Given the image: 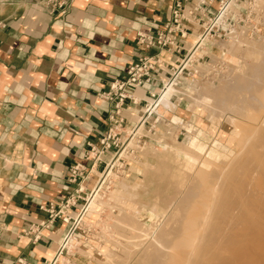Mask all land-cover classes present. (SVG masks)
I'll return each mask as SVG.
<instances>
[{
	"label": "crops",
	"instance_id": "0c3cea01",
	"mask_svg": "<svg viewBox=\"0 0 264 264\" xmlns=\"http://www.w3.org/2000/svg\"><path fill=\"white\" fill-rule=\"evenodd\" d=\"M208 1L207 12L215 14L221 0ZM177 3L187 11L197 0H70L55 9L36 0L0 4V264L53 260L82 202L70 210L69 223L55 220L37 242L26 233L73 192L70 167L78 164L87 176L81 198L95 186L102 166L91 167L83 156L106 135L113 110L99 96L139 58L157 53L136 45V34L161 31ZM186 27L193 30L179 41L181 51L161 53L165 71L127 91L121 131L138 122L149 94L170 78L169 66L200 33Z\"/></svg>",
	"mask_w": 264,
	"mask_h": 264
},
{
	"label": "rangeland",
	"instance_id": "374dc122",
	"mask_svg": "<svg viewBox=\"0 0 264 264\" xmlns=\"http://www.w3.org/2000/svg\"><path fill=\"white\" fill-rule=\"evenodd\" d=\"M228 13L232 17L235 16L239 22L231 29L240 35L239 38L242 37L240 39H243L242 49L239 53H236L238 58L233 57L238 61L229 60L226 54V52L233 54L236 52L234 46L228 44L230 32H227L225 38L211 42V46L208 49L209 60H205L202 66H197L198 75L194 79L183 78L178 80L176 88L180 95L172 98L171 102L174 103L175 108L172 111L170 108L169 111L171 114L181 117L182 123L175 124L176 122L172 121V115V118L165 116L162 120L159 117V122L154 126L156 132L152 134L151 140L147 139L143 144L136 147V152L128 159H125L129 166L128 172L119 179H111L113 184L110 188L103 193L101 192L98 196L101 203H99L97 210L93 212L85 211V216L82 220L86 230L85 236H79L77 238L78 243L72 245L68 256L63 253L56 264H152L145 259L149 258L148 255L151 251L159 254L168 253L172 260L170 259L169 261L168 258L166 264H181L184 246L186 250L189 248L184 243L186 239L180 240V242L176 240L185 236L183 232V235L180 234V238H176L173 241L171 248H166L164 240L161 239L153 228L154 226L152 227L151 225L153 222L159 221L160 223H157V225L161 226L165 223L166 225L164 226L171 228L174 226V221L179 219L178 211H170L174 209V197L172 196L178 192L176 190L181 191L186 186L187 177L191 175L188 174L187 170L185 172V169H183L184 166L189 164L186 162H192V160L195 161L196 159V164L193 162L195 164L194 167H197L195 171H200L203 174L197 178L199 179V184L205 186L203 184L204 181L203 183L200 181L204 180V173L207 174L213 171L211 170L212 168L214 170L217 167L220 168V163L225 165L221 168L232 169L234 162L240 159V156H243L242 154L238 155L240 146L237 142L240 141L242 135L247 134L251 130L250 127L253 128L256 120L260 118V124L262 128L264 127L263 89L259 92L263 96L261 95L260 97L258 96L259 93H256L259 99L263 100L261 106L256 107L254 100L259 104L261 101L254 95L253 104H250L252 107L246 108V106V109L244 108L240 112L238 106L234 105L231 106V108L234 107L233 111H228L230 115L222 113L220 114L221 117L218 116L216 118L217 112L219 113V109L223 107L217 102V96L221 94L220 91L224 85L223 78L227 77L228 73L234 74L233 71L242 73V70L251 64L252 59L256 60L261 53H264V0H237L236 3L230 5ZM246 43L251 45H246ZM223 45L225 48H222ZM203 47L205 50L208 48L206 46ZM211 54L214 55H212L213 58ZM203 95H208L211 98L212 103L209 108H206L200 100ZM232 101L238 103V100L232 99ZM229 108L226 107V109ZM193 113L196 116H193ZM251 116H255V118ZM208 117L213 120L211 124ZM194 128H197L199 137H203L199 139V142L205 144L207 142L210 151L218 154V157L214 156L204 166H202V163H204L203 159L205 158L200 159L197 150H193V153V151H188L185 148L193 143L194 137L191 133ZM146 131L147 128H141L138 134L148 138L150 135ZM187 136L190 140L188 142ZM164 143L169 144L174 149H178V151L165 156L167 152L164 149ZM161 154L165 158L163 156L160 157ZM230 160H233L232 164ZM167 164L171 165V168ZM166 168H169L168 174H166ZM241 170H237V172L239 171L240 173ZM171 172H173L172 175ZM119 184L124 189V196L120 195L115 200H112L109 195ZM174 184L175 187L173 186ZM203 188L207 190L206 186L202 187V190H204ZM174 191L176 192L174 193ZM175 196L177 197V194ZM171 200L173 202H171L172 205L170 203ZM196 201L198 202V200ZM194 203L195 208L196 204ZM198 206L201 205L198 204ZM143 209H146L147 213L144 214ZM190 214H185L186 220L184 218V221H181L184 224L181 223V228L185 229L190 222V218L197 216V214ZM149 216H151L152 222L148 218ZM146 217L148 219H145ZM139 227L142 232L138 230Z\"/></svg>",
	"mask_w": 264,
	"mask_h": 264
},
{
	"label": "bare ground",
	"instance_id": "6f19581e",
	"mask_svg": "<svg viewBox=\"0 0 264 264\" xmlns=\"http://www.w3.org/2000/svg\"><path fill=\"white\" fill-rule=\"evenodd\" d=\"M233 3H235V1L231 2L232 5ZM239 36L240 35L236 33L235 30H231L228 35V39L230 40L228 41L229 43H227L233 45L236 51L235 54L226 52L229 60L235 61L236 59L233 57L238 58V54L236 53H239L242 49L243 39H240L242 37L239 38ZM247 44L250 43H246V45ZM224 45L226 46L225 43ZM224 45L222 48H225ZM212 55L213 54H211V57ZM252 60L251 64L242 70V73L233 71L234 74L228 73V75L226 74L227 77L223 78L222 81L224 85L220 91L221 94L217 96V102L219 105H223V107L219 109V113L217 112L216 118L218 116L221 117L220 114L222 113L230 115L228 111H233L234 107L231 108V106L234 105L238 106L240 112L246 106V108L250 107V104H253L254 95L259 93L262 89V91H264V53H261L253 62ZM182 79L183 77L178 80ZM178 80L171 84H167L166 92L161 94L160 99L152 104L149 111L157 115L156 123L159 122V117L162 120L165 116L172 118L171 115L173 116L172 121L176 122L175 124L182 123L181 117L176 114H171L169 111L170 108L171 111L175 108L169 96L175 95L177 97L180 95V92L176 88ZM200 87L202 88V86ZM257 95L256 97H261L262 93ZM232 99L238 100V103L236 101L231 102ZM200 100L206 108H209V105L212 103L208 95H203ZM259 100L261 101L260 104L254 100L256 107L262 104L263 100ZM149 104L151 103L149 102ZM225 106L230 108L226 109ZM193 116L196 115L193 113ZM253 118H255V116ZM151 120L154 122L155 118ZM208 120L210 124L213 122L209 117ZM197 128H194V130L192 129L193 132L191 134L194 137L193 143L185 148L191 152L197 150L200 159L205 158L203 159L204 163H202V166H204L205 163L211 161L214 156L218 157V154L214 151H210L209 145L205 140L203 141L206 142V144L199 142V139L203 137H199ZM250 128L251 130L247 134L242 135L240 141L237 142L240 146L238 155L242 154L243 156H240L241 158L236 157L238 155L234 156L240 158L236 161L234 157V159L232 158L235 161L233 168L230 166L232 169L221 168L225 165L220 163V168L217 167L215 170L212 168L211 170L213 171L207 174L204 173V180L200 181L202 183L204 181L203 184L206 186L207 190L204 188V190H202V187L205 186L199 184V179L197 177L201 176L202 173L200 171H195L197 168L194 167L196 159L195 161L192 160V162H186L189 164L184 166L183 169H185V172L188 171V174L191 175L187 177L186 186H182L183 189L181 191H174V193L176 192L174 196H172L174 197V200L172 199L174 201V209L170 211H178L177 214L180 215L179 219L174 221V226L171 228L164 226L166 225L165 223L161 226L157 225V223H160L157 220L156 223L153 222L151 225L152 227L154 226L153 228L156 230L157 234L164 240L166 248L172 246L173 241L176 238H180V234L185 235V238L176 239L179 242L180 240L186 239L184 243L189 246V248L186 246L188 248L187 250L184 246L185 250L183 249L184 253L182 255L181 264H264V127L262 128L260 124V118L256 120L253 128ZM203 134L206 135L204 132ZM186 139L187 142L190 141L188 136ZM164 149L167 152L165 156H169L175 151H178V149H174L166 143H164ZM161 156H163V154H161L160 157ZM163 158L165 157L163 156ZM233 160H230L231 164ZM167 166L171 168V165L167 164ZM240 169H242L241 172H237V170ZM165 170H167L166 174H168L169 168ZM172 174L173 172H171V175ZM173 186L175 187V184ZM176 188L178 187L176 186ZM176 194L177 197L175 196ZM120 195L124 196V189L119 184L109 196L112 200H115ZM98 196L99 194L97 193L93 198L88 200L86 212L97 210L99 203H101L99 202L100 199ZM196 200H198V202ZM193 203L196 204L195 208L197 207L198 209L194 208ZM198 204L201 206H198ZM146 209H143L144 214L147 213V210L149 211V209ZM164 212L166 211L164 210ZM191 212H193L192 214H197V216L195 215L192 219L190 218V222L187 220L189 223L186 225L185 229H183V227L181 228V221H184L185 214H190ZM150 217L151 216L148 218ZM148 218L146 217L145 219ZM168 226L170 225L168 224ZM138 230L142 232L140 227ZM148 257L149 258L145 259L152 264H166L167 259L169 258V261L171 259L168 253L159 254L154 251L149 252Z\"/></svg>",
	"mask_w": 264,
	"mask_h": 264
},
{
	"label": "built area",
	"instance_id": "2783aa9c",
	"mask_svg": "<svg viewBox=\"0 0 264 264\" xmlns=\"http://www.w3.org/2000/svg\"><path fill=\"white\" fill-rule=\"evenodd\" d=\"M8 0H0V4ZM70 0H36V4L42 7L55 9L63 8ZM232 1L237 0H221L218 3V10L215 14L210 15L207 12L208 0H197V3L192 8L184 11L183 7L175 4L170 19L164 24L163 29L154 36L144 33H137L135 37L136 45L144 50L156 49L157 53L150 57H141L136 64H132L126 71V76L122 80H115L109 87V91L99 96L101 100L112 103L113 110L108 117L107 133L101 138L97 144H89L84 153V160L91 162V167L101 165L102 169L97 178V182L92 190L81 198L82 182L87 176L82 177L81 169L78 164L70 167L67 182L75 185L73 192L56 208L51 206L45 212L48 215L47 220L41 222L38 226L29 229L26 233L32 242H37L44 230H48L55 220H60L63 223H69L70 210L76 207L80 201L82 206L71 222V227L62 243L59 246L55 257L48 264H56L57 260L64 253L69 254V249L72 245L78 243L75 233L79 236H85L86 230L83 217L85 216L88 200L93 198L97 193L101 194L107 191L113 184L111 179H119L123 177L129 170L125 159H128L136 152V147L143 144L148 138L147 136L138 134V130L147 128V133H155L154 126L157 124V115L150 112L152 104L160 99V94L166 92V85L171 84L180 78L194 79L199 71L197 66H202L205 60H209L208 52L203 46L210 47L211 42L218 41L227 36L235 27L237 18L229 15V7ZM230 16V17H227ZM196 27L200 29V33L195 37L191 47L186 52L185 56L176 62L175 67L170 68V78L161 83V88L156 92L149 94L148 101L143 106V112L138 119V122L125 131H121L124 125V120L120 116L125 100H131L128 95V90H135L143 85L150 84L154 81V76L165 71L166 65L161 58V53L178 54L181 49L179 46L180 40H185L192 30L186 26ZM201 75V73H200ZM175 98V95H170L169 99ZM155 106V105H154ZM155 118L153 122L151 119ZM109 156L106 162L103 158ZM104 189V190H103ZM42 209V208H41Z\"/></svg>",
	"mask_w": 264,
	"mask_h": 264
}]
</instances>
